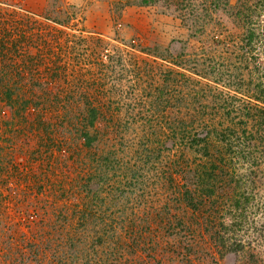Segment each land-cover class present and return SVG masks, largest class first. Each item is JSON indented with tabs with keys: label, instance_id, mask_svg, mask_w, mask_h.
<instances>
[{
	"label": "rangeland",
	"instance_id": "obj_1",
	"mask_svg": "<svg viewBox=\"0 0 264 264\" xmlns=\"http://www.w3.org/2000/svg\"><path fill=\"white\" fill-rule=\"evenodd\" d=\"M28 1L0 0V43L5 46L0 70L8 65L21 71L29 64L24 60H31L39 80L32 81L30 76L31 82L24 83L27 90L40 98L45 88L52 91L50 97L41 99L38 110L65 112L69 105L71 109L93 105L105 111L107 121L124 124L131 120L135 125L118 134L117 169L110 171L107 183L105 176L90 181L87 203L74 205L75 212L71 181L95 172L86 168L92 164L89 147L80 144L73 149L66 142L59 149L58 141L52 147L40 146L42 137L30 129L32 125L24 122L22 131L21 124L14 125L15 100H0V264H51L56 251L61 260L54 264H240V257L222 258L216 253L204 226L198 224L201 217L191 210L183 216L190 224L186 232L172 236L174 231L163 224L164 219L160 227L151 223L154 232L147 226L150 219H158L167 202L172 205L171 214L178 211L171 175L180 184L176 190L183 183L169 162L172 154L182 150L180 140L175 146L172 136L168 140L156 134H169L166 124L173 119H213L224 124L243 120L248 93L231 85L234 72L213 73V65L229 60L214 53L210 35L191 37L178 12L163 3L49 0L37 12ZM220 17L227 33L239 32L227 15ZM27 25L42 31V41L34 47L20 43ZM210 53L217 59L210 61L206 57ZM167 84L172 85L165 89L161 103L159 88ZM199 89L206 91L204 98ZM180 90L188 95L185 101L179 100ZM152 101L164 105L167 115L162 108H145L144 115H138ZM127 110H131L129 115ZM78 116L71 121L83 118L81 113ZM102 122L96 126L105 127ZM104 131L95 141L102 149L106 148ZM197 131L206 133L200 127ZM148 140L151 147L167 148L160 159L143 149L141 144ZM115 187L118 192L112 194ZM87 207L94 216L83 218L81 211ZM43 240L51 244V251L39 249ZM197 250V256L190 255Z\"/></svg>",
	"mask_w": 264,
	"mask_h": 264
},
{
	"label": "trees",
	"instance_id": "obj_2",
	"mask_svg": "<svg viewBox=\"0 0 264 264\" xmlns=\"http://www.w3.org/2000/svg\"><path fill=\"white\" fill-rule=\"evenodd\" d=\"M138 2L144 5L163 3L167 8L174 9L178 12L182 23L190 30L191 37L210 35L209 46H213L214 53L218 52L221 57L224 55L229 60L227 64L221 62L219 66L213 65V73L223 75L226 71L234 72L230 78L231 85L235 89L245 91L249 96L242 107L243 120L237 124L235 121L233 124H224L223 121L217 123L213 119L207 121L173 119L166 124L169 134H156L157 137L168 140L172 136L175 146L179 144L176 140L178 142L180 140L179 145L182 146V150L179 154H172L169 162H173L174 170L177 169L176 174H179L183 183L182 188L176 190L175 186L180 184L176 178H173V174L171 175L175 203H179V208L175 205L174 207L178 211L171 214L172 205L167 202L158 219H150L151 222L147 221V226L151 232H154L151 223H156L157 227H160L164 219L163 224L174 231L172 236L180 231L186 232L190 230V224L183 216L187 210H191L201 217L198 224L204 226L209 242L213 243L220 257L224 258L232 254L241 258L240 264H264V0H138ZM222 13L227 15L238 28L237 34L227 33L220 17ZM52 20L59 22L56 19ZM37 31L36 25H27L20 36V43L26 47L36 46L42 41V31ZM212 31L214 32L211 35ZM4 49V44L0 43V57L5 56L1 51ZM211 54L206 56L210 61L217 59L215 54ZM24 61H29V64L27 63L21 71L7 68L8 65L0 70V100L7 102L15 100L12 102L14 109H17L14 125L21 124L19 131L24 129L22 126L24 122L32 125L30 129L36 130V133L38 132L42 137L40 146L52 147L58 141L57 145L61 144L59 149H62V145L66 142L73 149L80 144L89 147L90 150L87 152L91 154L88 160L92 164L90 166L87 164L86 168L90 167L95 172L80 175L71 181V186H74L72 207L74 205L82 207L83 203H87L85 191L90 192V181L96 178L103 179L105 176L103 182L107 183L110 171L117 169L120 162L115 148L116 140L120 138L118 134L122 130L131 129L135 123L131 120L124 124L121 120L107 121L106 114L103 113L105 111L93 105L88 107L77 105L73 109L69 105V109L65 112L56 109L47 110L46 107H44L46 110H38V106L43 105L41 99L44 95L50 97L52 91L45 88L40 98L34 92L27 90L24 83L31 82L30 76L32 81L37 79L38 82L39 76L34 75L36 70L31 66V60ZM169 85L172 84L159 88L161 103L164 102V91L170 87ZM184 85L189 87L190 82L185 80ZM173 89L175 91V87L171 88ZM199 90L200 92H197L204 98L207 95L206 91L204 94L202 89ZM179 93H181L179 100L185 101L188 95L182 90ZM145 108L149 111L162 108L165 114V106L152 101L149 106L143 105L138 115H144ZM132 109L135 111V107ZM130 111L127 110L126 114L129 115ZM80 113L83 118L72 122L71 120L76 116L78 118ZM14 120L10 121L9 125L13 124ZM99 121H103L102 124L105 122V127L96 126ZM240 124L243 125L244 130H240ZM143 126L146 127L145 124ZM199 127L200 130H206L205 135L197 131ZM103 129H105L106 145L104 149L95 146V141L102 134ZM194 130L195 134H193ZM155 131L159 132L157 129ZM5 132L9 134L10 130L7 129ZM160 142L161 140H157V144ZM141 145L147 150L148 155L153 153L156 159H160L167 149L151 147L149 140ZM189 151L195 155L193 158ZM115 191L118 192V188L115 187L111 193ZM72 209L77 212L74 207ZM88 209L87 207L81 211L83 218L94 216ZM60 214L56 215L59 217ZM43 243L42 248L39 249H44L43 253L47 250L51 251V244L46 245V240H43ZM200 250L190 255L197 256ZM51 258V264L61 260L57 258V251ZM213 261L216 262L215 256Z\"/></svg>",
	"mask_w": 264,
	"mask_h": 264
},
{
	"label": "crops",
	"instance_id": "obj_3",
	"mask_svg": "<svg viewBox=\"0 0 264 264\" xmlns=\"http://www.w3.org/2000/svg\"><path fill=\"white\" fill-rule=\"evenodd\" d=\"M28 1V0H27ZM79 0H75V2L77 3ZM32 7H35L33 8L35 11H41L42 9H44L45 7H47L49 5V0H31V1H28ZM35 2L36 4L39 3L40 5H36L33 3Z\"/></svg>",
	"mask_w": 264,
	"mask_h": 264
}]
</instances>
